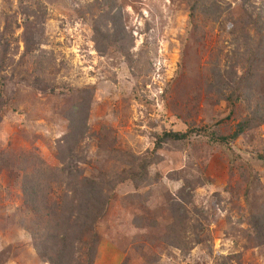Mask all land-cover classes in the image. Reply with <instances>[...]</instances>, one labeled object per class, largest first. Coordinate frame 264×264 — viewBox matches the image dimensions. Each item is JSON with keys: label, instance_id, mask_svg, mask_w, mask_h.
Listing matches in <instances>:
<instances>
[{"label": "rangeland", "instance_id": "rangeland-1", "mask_svg": "<svg viewBox=\"0 0 264 264\" xmlns=\"http://www.w3.org/2000/svg\"><path fill=\"white\" fill-rule=\"evenodd\" d=\"M0 64V264H48L36 171L104 186L93 264H264V0H0Z\"/></svg>", "mask_w": 264, "mask_h": 264}, {"label": "trees", "instance_id": "trees-1", "mask_svg": "<svg viewBox=\"0 0 264 264\" xmlns=\"http://www.w3.org/2000/svg\"><path fill=\"white\" fill-rule=\"evenodd\" d=\"M211 13L216 12L214 8ZM193 12L190 19L193 20ZM1 65V64H0ZM241 88L239 87L238 90ZM231 97L227 99L231 103ZM245 99V98H244ZM250 100V97H247ZM253 110L257 111V106ZM250 117L244 118L238 124L231 134L222 135L214 131L189 130L185 132H163L157 139V146L166 141H183L189 135H205L214 143L220 144L222 147H230L241 134L250 129L254 122V112ZM131 160L132 167L127 176H122L120 182H131L132 184L143 182L147 175V160L145 158ZM234 163V159L230 160ZM36 171L35 175H30L23 186L24 205L35 216L44 219L46 226H43L42 234L39 230L37 241L44 246L45 252L42 255L48 264H93L96 247L98 244L96 228L98 219L101 218L104 211L103 201L108 199L104 194V186L95 181V177H86L82 174L73 175L68 178V182L60 192L59 201L49 203V197L52 196L53 188L43 184V180L48 178L44 172ZM37 175V176H36ZM31 179V180H30ZM28 184V185H27ZM50 205L49 212H45L47 206ZM255 224L253 233L255 239L264 240V209L259 208L255 214ZM76 216L77 221L70 220ZM78 222V223H77ZM49 224H52L49 226ZM77 225V228L74 226ZM52 232V233H51Z\"/></svg>", "mask_w": 264, "mask_h": 264}]
</instances>
